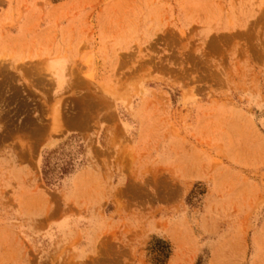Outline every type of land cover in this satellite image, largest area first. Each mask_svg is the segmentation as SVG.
Here are the masks:
<instances>
[{"label": "rangeland", "instance_id": "rangeland-1", "mask_svg": "<svg viewBox=\"0 0 264 264\" xmlns=\"http://www.w3.org/2000/svg\"><path fill=\"white\" fill-rule=\"evenodd\" d=\"M226 160L263 189L217 225ZM215 243L264 264V0H0V264H207Z\"/></svg>", "mask_w": 264, "mask_h": 264}, {"label": "crops", "instance_id": "crops-1", "mask_svg": "<svg viewBox=\"0 0 264 264\" xmlns=\"http://www.w3.org/2000/svg\"><path fill=\"white\" fill-rule=\"evenodd\" d=\"M252 167L226 160L217 170V182L222 184L208 200L207 209V215L217 219V225L224 218L242 220L251 213L255 189L256 194L263 189L260 183L255 182ZM212 249L207 264H217V258L214 256L217 254V243Z\"/></svg>", "mask_w": 264, "mask_h": 264}, {"label": "trees", "instance_id": "trees-1", "mask_svg": "<svg viewBox=\"0 0 264 264\" xmlns=\"http://www.w3.org/2000/svg\"><path fill=\"white\" fill-rule=\"evenodd\" d=\"M66 171H67V169H66ZM66 171H64L63 174L66 173ZM44 176H47V173H44ZM160 242H161V241H160ZM165 258H166V259L169 258V253H167V254L165 255Z\"/></svg>", "mask_w": 264, "mask_h": 264}]
</instances>
